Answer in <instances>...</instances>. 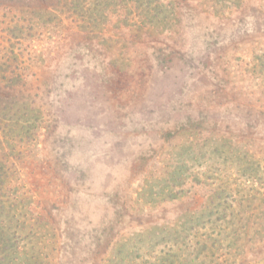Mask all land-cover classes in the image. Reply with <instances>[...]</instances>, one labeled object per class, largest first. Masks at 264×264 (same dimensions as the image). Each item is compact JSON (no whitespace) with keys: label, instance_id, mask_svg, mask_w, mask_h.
<instances>
[{"label":"rangeland","instance_id":"374dc122","mask_svg":"<svg viewBox=\"0 0 264 264\" xmlns=\"http://www.w3.org/2000/svg\"><path fill=\"white\" fill-rule=\"evenodd\" d=\"M73 1L0 0V264H264L263 2Z\"/></svg>","mask_w":264,"mask_h":264},{"label":"trees","instance_id":"16d2710c","mask_svg":"<svg viewBox=\"0 0 264 264\" xmlns=\"http://www.w3.org/2000/svg\"><path fill=\"white\" fill-rule=\"evenodd\" d=\"M167 1L168 3L164 4L165 0H145L146 4L144 3L145 5L142 6V8H140L139 11L141 13L146 12L147 13L146 18H147L150 15H152V12L155 13L154 10L158 9V7L160 8L162 6H165L164 13H163L165 15L162 17L161 20H158V23H161V22L164 23L163 19L169 22L168 20V16H169V18L174 23L177 24V22L184 16L182 14L183 11L189 9L190 6L198 5L199 7H201V11L207 12V13L212 12V14H216V17L218 18L217 20H219L218 24L221 25V23H226V21L227 22L231 21L230 22L231 24L232 21H237L239 19H242L241 16L245 17V14H244L245 5L247 2V0H167ZM259 1L264 3V0H259ZM62 2L64 3V5H67V4L69 5L74 1L73 0H62ZM263 3L258 8V13H260V16L264 18ZM155 15L157 14L155 13ZM250 18H254V17H252L251 15ZM263 18H260L258 16L255 19L260 21ZM255 24L257 25V22H255ZM169 28L170 27H168L167 29L168 31H170ZM255 39L257 40L258 38H255ZM243 65L247 66L248 64L244 63ZM241 105H244V104H241ZM13 107L14 106H12V108ZM1 109H3V107H1ZM3 110L8 111L9 107H7L6 110L5 109ZM261 112H263L264 114V110ZM263 120H264V115H263ZM251 155L253 156L252 153ZM257 172L258 170L256 171V174ZM255 180H256L255 181L256 187L253 189L251 188V190L245 196H241L239 200L237 201V208L240 209L241 211L237 213L235 212V214H233L235 216L237 215L236 217H239L238 220L242 221L243 224L244 223L247 224L248 227H246L245 232L249 231L250 228L254 227L255 225H256V228L258 229L259 227H262L264 225V173L262 174V176L260 175V177L256 178ZM259 185H261L260 188H259ZM240 231H244V229ZM0 242H5V241L3 238H0ZM4 256L6 257V255ZM0 260H3V258L0 257Z\"/></svg>","mask_w":264,"mask_h":264}]
</instances>
